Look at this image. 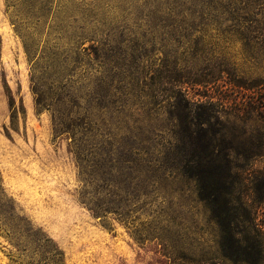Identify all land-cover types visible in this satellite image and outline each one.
<instances>
[{
  "label": "rangeland",
  "instance_id": "obj_1",
  "mask_svg": "<svg viewBox=\"0 0 264 264\" xmlns=\"http://www.w3.org/2000/svg\"><path fill=\"white\" fill-rule=\"evenodd\" d=\"M27 1L0 0V264H169L161 238L217 258V221L179 166L190 149L176 113L181 97L218 105L249 222L264 199V0H49L40 21ZM210 74L221 79L180 99L168 84ZM50 91L72 103L37 113ZM56 104L85 122L76 136L55 132Z\"/></svg>",
  "mask_w": 264,
  "mask_h": 264
},
{
  "label": "trees",
  "instance_id": "obj_2",
  "mask_svg": "<svg viewBox=\"0 0 264 264\" xmlns=\"http://www.w3.org/2000/svg\"><path fill=\"white\" fill-rule=\"evenodd\" d=\"M27 2V13L33 17L34 21H40L42 17L44 18L47 14V7L51 4L49 0H43L38 7L35 0H28ZM82 38L85 37L82 36ZM106 42L108 40L101 42L99 47L93 48L99 62L106 61L105 52L109 48ZM25 48L29 58L34 57V53L31 55L33 48L31 43L25 41ZM210 75L207 79L196 78L191 82H189L190 80L186 82L178 80L174 83L171 80L168 84L173 86L172 89L176 91L180 99L184 94L183 85H191L195 88L205 84H214L221 79V75ZM235 86L246 90L250 89L245 85L235 84ZM50 92V94L42 93L35 101L37 113L52 108L54 106L52 102L55 99L62 104L67 103V101L72 103L71 100ZM181 99H183V104H180L182 112L176 113L182 130L181 145L184 152L186 147L190 149V152L187 151L189 154L184 156L179 166L185 175L195 180L200 199L208 203L217 221L221 236L218 246L219 256L217 258H209L205 255L200 257L189 256L180 243H168L164 238H161L160 243L157 244L159 249L156 252L166 257L169 264H218L219 261L222 264H264V227L257 223L256 219L261 205L264 204V199L256 200L257 204L254 211L249 212L251 216L249 222L241 221L242 214H244L241 210L242 206H235L234 199L237 189L241 187L243 182V176L240 174L242 169L235 165L236 158L242 155L235 153L232 147L227 146L223 141L225 136L221 132L223 122L218 111V105L212 101L211 97L201 102H189L182 97ZM73 109L70 107L66 111H61L56 104L54 109L56 133L68 132L74 137L79 128L84 127L85 122L77 119L75 115L77 111H73ZM15 118L16 114L13 115V120ZM218 128H220V132ZM75 144L77 145V152L81 156L83 155L81 160L87 162L89 145L84 141V138L77 140ZM82 161L80 164H83ZM107 212L102 207L97 210V214L105 215ZM115 212L120 215L118 209ZM60 262H62V257L57 259V263Z\"/></svg>",
  "mask_w": 264,
  "mask_h": 264
}]
</instances>
